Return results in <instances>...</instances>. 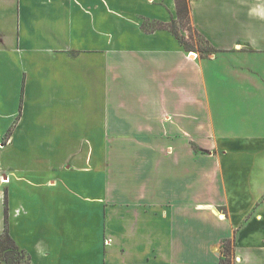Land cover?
Returning a JSON list of instances; mask_svg holds the SVG:
<instances>
[{
  "label": "crops",
  "instance_id": "crops-1",
  "mask_svg": "<svg viewBox=\"0 0 264 264\" xmlns=\"http://www.w3.org/2000/svg\"><path fill=\"white\" fill-rule=\"evenodd\" d=\"M188 7L213 51L156 28L175 0H0V234L32 264H264V0Z\"/></svg>",
  "mask_w": 264,
  "mask_h": 264
},
{
  "label": "trees",
  "instance_id": "trees-1",
  "mask_svg": "<svg viewBox=\"0 0 264 264\" xmlns=\"http://www.w3.org/2000/svg\"><path fill=\"white\" fill-rule=\"evenodd\" d=\"M177 9V20H172L169 23H157L156 28L170 30L184 45L185 49L194 48L193 38L197 43L203 44L200 50L213 51L214 49L208 44L207 40L199 33L195 32L189 22V7L188 0H175ZM145 28V27H144ZM179 30H187L188 39L179 35ZM190 39V40H189ZM11 131V129H10ZM8 133V137L10 134ZM223 255L218 264H233L232 247L230 242L225 241ZM0 264H32L30 253L18 246L14 239L10 236L7 223L4 232L0 234Z\"/></svg>",
  "mask_w": 264,
  "mask_h": 264
},
{
  "label": "rangeland",
  "instance_id": "rangeland-1",
  "mask_svg": "<svg viewBox=\"0 0 264 264\" xmlns=\"http://www.w3.org/2000/svg\"><path fill=\"white\" fill-rule=\"evenodd\" d=\"M178 31H179V35L183 36L185 39H188V38H189V37H188V34L186 35V34L184 33V30H179V29H178ZM189 40H190V39H189ZM193 42H194V45H196L198 48H203V47H204L203 44L197 43V41H196L195 38H193Z\"/></svg>",
  "mask_w": 264,
  "mask_h": 264
},
{
  "label": "built area",
  "instance_id": "built-area-1",
  "mask_svg": "<svg viewBox=\"0 0 264 264\" xmlns=\"http://www.w3.org/2000/svg\"><path fill=\"white\" fill-rule=\"evenodd\" d=\"M4 182L6 181V179L3 180Z\"/></svg>",
  "mask_w": 264,
  "mask_h": 264
}]
</instances>
